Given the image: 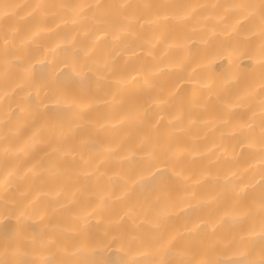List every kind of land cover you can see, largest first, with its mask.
I'll return each mask as SVG.
<instances>
[{
    "label": "bare ground",
    "instance_id": "bare-ground-1",
    "mask_svg": "<svg viewBox=\"0 0 264 264\" xmlns=\"http://www.w3.org/2000/svg\"><path fill=\"white\" fill-rule=\"evenodd\" d=\"M233 3L260 0H0V259L258 258L264 56Z\"/></svg>",
    "mask_w": 264,
    "mask_h": 264
},
{
    "label": "snow or ice",
    "instance_id": "snow-or-ice-1",
    "mask_svg": "<svg viewBox=\"0 0 264 264\" xmlns=\"http://www.w3.org/2000/svg\"><path fill=\"white\" fill-rule=\"evenodd\" d=\"M12 5L4 4V9L11 8ZM148 7V6H145ZM172 7H179L183 9H190L193 6L192 5H174ZM199 7H205L203 5ZM213 8L216 7H223L228 12H235L241 17L249 18L252 22H258L257 26L259 29L258 35L261 40V55L264 56V0H260V3L257 4H246V3H233L228 5H213ZM188 13L185 12V16ZM7 15V13H5ZM4 44L7 46L9 44V40L7 36L4 38ZM261 72H260V78L261 81L264 82V61L261 62L260 65ZM262 92H264V84H262ZM262 137H264V121H262ZM260 215H261V221H260V248H259V255L258 258L255 256L253 252L250 250H246L240 253L241 259L237 260H219V259H186V260H180L178 262H175V264H264V197L261 198V209H260ZM156 245H163L164 241L163 238H158L153 241ZM241 244L243 245V239L241 240ZM21 245H17L15 249L14 254H18L21 250ZM184 251H188V249H184ZM0 264H37L35 261H29L24 259L17 258L15 261L9 260L7 258L0 259ZM41 264H74V262L71 261H65V260H56V259H48ZM160 264H173V262L168 261H161Z\"/></svg>",
    "mask_w": 264,
    "mask_h": 264
}]
</instances>
